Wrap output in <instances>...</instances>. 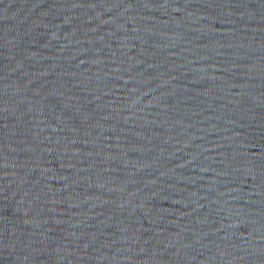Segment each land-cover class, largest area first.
<instances>
[{
  "label": "water",
  "instance_id": "water-1",
  "mask_svg": "<svg viewBox=\"0 0 264 264\" xmlns=\"http://www.w3.org/2000/svg\"><path fill=\"white\" fill-rule=\"evenodd\" d=\"M0 264H264V0H0Z\"/></svg>",
  "mask_w": 264,
  "mask_h": 264
}]
</instances>
